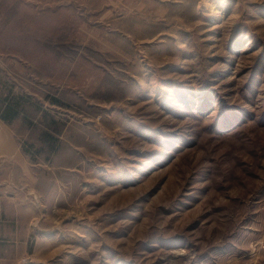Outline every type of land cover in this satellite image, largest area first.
I'll return each mask as SVG.
<instances>
[{
  "label": "rangeland",
  "instance_id": "1",
  "mask_svg": "<svg viewBox=\"0 0 264 264\" xmlns=\"http://www.w3.org/2000/svg\"><path fill=\"white\" fill-rule=\"evenodd\" d=\"M0 264H264V0H0Z\"/></svg>",
  "mask_w": 264,
  "mask_h": 264
},
{
  "label": "trees",
  "instance_id": "2",
  "mask_svg": "<svg viewBox=\"0 0 264 264\" xmlns=\"http://www.w3.org/2000/svg\"><path fill=\"white\" fill-rule=\"evenodd\" d=\"M15 106L11 104H6L2 108H0V119L9 124L15 118Z\"/></svg>",
  "mask_w": 264,
  "mask_h": 264
},
{
  "label": "crops",
  "instance_id": "3",
  "mask_svg": "<svg viewBox=\"0 0 264 264\" xmlns=\"http://www.w3.org/2000/svg\"><path fill=\"white\" fill-rule=\"evenodd\" d=\"M4 141L8 142V146H9L8 150L10 151V153H8V157L10 160L11 157H15V152L17 151V150L15 151L16 145L15 142H13V138H6L5 136L4 137L0 136V144Z\"/></svg>",
  "mask_w": 264,
  "mask_h": 264
}]
</instances>
